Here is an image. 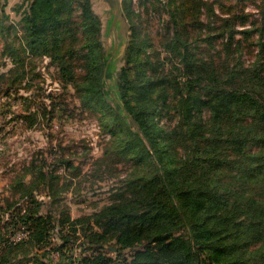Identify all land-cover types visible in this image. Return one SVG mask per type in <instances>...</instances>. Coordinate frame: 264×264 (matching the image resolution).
Segmentation results:
<instances>
[{
    "label": "trees",
    "instance_id": "obj_1",
    "mask_svg": "<svg viewBox=\"0 0 264 264\" xmlns=\"http://www.w3.org/2000/svg\"><path fill=\"white\" fill-rule=\"evenodd\" d=\"M3 1L0 34L14 73L25 78L29 62L49 58L133 168L127 191L73 218L61 204L72 182L58 172L72 162L32 161L1 198L0 264H51L56 252L70 264L77 247L76 264H264V22L251 24L258 51L246 63L234 29L247 19L242 10L216 25L207 0H139L137 13L126 0L131 35L116 78L119 103L109 99L93 0H26L15 8L17 27ZM168 11L164 34L149 29L154 13ZM164 110L173 111V127L156 120ZM40 192L50 199L46 212ZM22 229L26 236L14 240Z\"/></svg>",
    "mask_w": 264,
    "mask_h": 264
},
{
    "label": "rangeland",
    "instance_id": "obj_2",
    "mask_svg": "<svg viewBox=\"0 0 264 264\" xmlns=\"http://www.w3.org/2000/svg\"><path fill=\"white\" fill-rule=\"evenodd\" d=\"M160 1L168 4L170 0ZM207 1L212 3L219 16L213 18L216 23L219 22L216 25H226L222 20L242 14L241 10L247 14V19H237L234 29L236 39L242 41L244 61H254L258 51L254 41L258 33L249 30L252 29V22L256 23L257 29L262 28L264 0ZM3 2L10 15L8 25L17 27L20 15L15 8L24 5L26 0ZM125 3L126 0H93L94 9L102 19V39L109 55V99L119 103L122 101L116 78L118 71L125 66L123 56L131 35L126 15L129 16L132 11L131 8L125 9ZM131 3L136 13L142 9L139 0H131ZM230 7L234 12L230 11ZM152 18L149 24L152 31L157 29L164 34L167 26L171 25L169 11L162 14L156 12ZM216 41L220 43L219 38ZM14 67L12 57L5 54V40L0 34V202L8 194L6 190L12 180L42 155L51 163H56V159L62 156L72 162V169L61 167L58 172L68 174L65 179L72 182L68 192L63 193L61 204L69 207L73 218L90 215L108 205L113 193L119 189L127 191L129 186H124V182L133 168L131 160L116 152L110 143L112 134L104 127L100 115L83 107L73 87L58 78L51 60L34 58L28 64L25 78L20 71L14 73ZM170 67L167 64V69ZM172 114V110H164L162 115H156V120L161 126L173 127L176 120L170 119ZM111 149L114 152L107 155ZM104 157L105 160L99 163ZM39 198L44 202L43 211H48L51 207L47 193L40 192ZM26 233L22 229L13 238L18 240ZM110 251L113 253L116 248L112 247ZM81 255V248L77 247L70 264H76ZM61 261L62 257L57 252L50 256L51 264H60Z\"/></svg>",
    "mask_w": 264,
    "mask_h": 264
}]
</instances>
